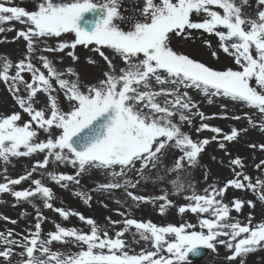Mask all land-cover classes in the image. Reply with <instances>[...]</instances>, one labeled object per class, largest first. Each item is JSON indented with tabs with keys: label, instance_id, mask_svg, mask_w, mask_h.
<instances>
[{
	"label": "snow or ice",
	"instance_id": "1",
	"mask_svg": "<svg viewBox=\"0 0 264 264\" xmlns=\"http://www.w3.org/2000/svg\"><path fill=\"white\" fill-rule=\"evenodd\" d=\"M123 4L124 0H40L34 10L28 11L15 6L14 0L7 3L0 0V33L12 30L2 27L4 23L19 22L25 25V30L17 31L16 38L26 42L24 58L15 64L6 57L0 60V82L5 83L21 110L0 116V162L5 165L0 194H10L17 202L31 203L34 198H42L43 207L53 209L52 190L41 179H32L33 173L37 169L46 170L50 163L70 165L75 174L45 171V175L67 188L71 184L80 187V178L89 171H101L108 177L106 183L98 184L102 194L124 190L131 201L129 209L163 201L159 205L163 213L165 208L173 206L166 191L157 197H146L129 190L150 179L146 171L164 168L167 173L178 174L185 168L196 167L200 154L212 141H217L223 150L225 142H234L241 131H247L233 127L230 133L221 136V128L201 123L197 133L208 130L214 135L211 139L194 140L182 126H192L193 117L203 121L206 116L189 95L190 89L257 110L262 118L259 127L264 131V0H257L255 15L243 11L251 6L249 0L240 3L237 0H143L142 7L134 8L132 15L125 14L128 9ZM217 8L222 11L214 10ZM194 15L196 20L192 19ZM192 30L215 35L218 48L233 59L237 69L215 70L175 51L171 46L173 40L192 38ZM63 34H74V39L71 43L62 42L59 38ZM49 39L57 40L54 47L49 46ZM204 44L211 47L210 41L205 40ZM77 46L97 53L108 62L111 71L105 72L97 83L82 86L79 74L72 67L59 70L43 54L36 59L46 74L33 63L37 52L65 50L75 62L79 59L74 52ZM103 49L111 50L113 57L122 61L119 71ZM211 55L218 58L217 51ZM87 59L95 63L91 57ZM25 73L30 74V80L25 79ZM153 82L160 87L154 89ZM21 88L26 95H20ZM58 89L63 93L67 110L58 100ZM38 94H46L47 107L34 106ZM22 113L30 117L23 124L19 123ZM231 118L241 119L238 115ZM248 118L255 127L252 118ZM41 131L45 134L43 140L39 138ZM250 147L264 151V144ZM172 150L180 155L168 168L163 161ZM39 153L46 154L42 161L33 163L30 171L17 178L7 176L6 166L11 158ZM230 168L234 173L232 179L222 187L209 184L203 194L192 183L185 184L178 178L170 181L174 194L191 190L185 196L188 203L179 206L178 212L190 211L201 217L198 224L157 226L151 221L129 218V213L117 210L123 219L106 217L107 223L101 226L82 213L55 208L63 220L76 216L89 231L57 223L55 231L41 238V221L46 218L37 208L34 231L29 229L27 235L12 229L0 231V264H12L14 255L21 257L16 264H189V254L198 256L202 248L215 251L216 245L229 250L226 257L229 264L237 260L246 264L249 254L264 250V222L254 224L249 213L247 223H242L230 215V206L222 198L229 188H234L251 190L264 202V178L253 182L242 171L244 165L239 157L230 160ZM255 168L264 169V161ZM133 174L138 179H133ZM162 179L156 177V181ZM25 181H31L33 186L15 190L14 186ZM75 195L85 205L92 199L86 191H77ZM243 206L244 201L233 198L232 208L237 213ZM246 206L254 208L255 204L247 201ZM197 227L199 230H195ZM110 229L114 235H110ZM125 234H130L132 239H125ZM54 242L71 243L79 250L52 251ZM142 242L145 247L135 252L133 245ZM17 248L22 251L16 253Z\"/></svg>",
	"mask_w": 264,
	"mask_h": 264
},
{
	"label": "rangeland",
	"instance_id": "2",
	"mask_svg": "<svg viewBox=\"0 0 264 264\" xmlns=\"http://www.w3.org/2000/svg\"><path fill=\"white\" fill-rule=\"evenodd\" d=\"M4 2L7 3V0H4ZM39 2L40 0H14V5L24 7L26 10L31 11L36 8ZM94 2H100V0H94ZM237 3H240V0H237ZM249 4L251 6L244 7L243 11L250 15H255L257 0H249ZM142 5L143 0H124L123 7L128 9L125 14L132 15L133 9L142 7ZM214 10L222 11L218 8ZM192 19L196 20L197 17L194 15ZM2 27L12 30H6L5 32L0 33V60L6 57L15 64L26 55V42L22 38H16V32L19 30H25V25L12 21L4 23ZM73 39L74 34H63L62 37L59 38L60 41L69 43H71ZM205 40L210 41L211 47L205 46ZM56 43V39L48 40L49 46L54 47ZM171 46L175 51L187 54L191 58L202 62L206 66L212 67L215 70H225L228 67L237 69L233 59L218 48V38L215 37V35L203 33L202 30H192V38L190 39H174ZM103 50L106 55L113 60L116 69L118 68L117 70L119 71V69L123 67L122 61L119 58L113 57L111 50ZM67 51L68 50H65L60 53L37 52L33 56V63L40 67L42 71H45L46 74V70L42 68V64L36 59V56L43 54L46 55L59 70H66L68 67H72L74 72L79 74V81L82 86L92 85L100 80L97 70H101L103 67L110 69L108 62L90 48L77 46L74 52L79 59L75 62L71 57L67 56ZM212 51H217L218 58H213L211 55ZM89 57H91L95 63L88 62L87 58ZM61 58L62 62H60ZM24 75L26 80H30V74L25 73ZM53 83L55 86V81H53ZM152 86L154 89L160 87L154 82ZM164 87H170V85H165ZM20 95H26L23 88H21ZM57 95L61 106L67 110L68 105L64 99L63 93L59 89ZM189 95L198 104L199 110L206 116V119L203 121H201L198 116L193 117L192 126H188L187 124L182 126L183 131L190 134L194 140H200L203 138L211 139L214 135V133L208 130L197 133L196 128L199 127L201 123H207L211 126L221 128V136L230 133L233 127L238 130L246 128L247 131H241V134L236 141L225 142L226 148L223 150L219 148L217 141H212L206 146V150L200 154L198 158V166L196 167L185 168L178 174L167 173L164 168L157 170L150 169L145 173V175L150 177L147 182L140 181L137 188L129 189L137 195H143L146 197H157L163 195L166 191L168 193V199L173 201V206L165 208L163 213H161L159 209V205L163 203V201H157L155 204L150 202L142 203L138 207L129 209L128 205L131 201L126 197L124 190L118 189L111 193L103 194L99 191L98 184L106 183L108 177L103 172L97 170H91L81 177L80 187L71 184L67 188H62L55 184V182L50 181L45 175V171H55L57 174H75L76 170L70 165L63 166L50 163L46 170L37 169V171L33 173L32 179H41L42 183L52 190L53 199L50 202L54 206L53 209L44 208L42 198H34L31 203L24 201L17 202L10 194H0V231L12 229L17 234L23 233L25 235L28 234L29 229L34 231L37 208L42 213L43 217L46 218L41 221V238H46L49 231H55L54 225L57 223L65 227H76L85 232L89 231V227L84 222L79 221L76 216H70L67 221L63 220L59 214L54 211L55 208H64L70 212L76 211L82 213L85 217L93 218L101 226H104L107 223L106 217H111L112 220L121 221L123 217L118 215L117 210L129 213V218H134L142 222L151 221L157 224V226H167L169 223L178 226L180 223L189 222L198 224V220L201 217L192 214L190 211H186L184 214L178 212L179 206L188 203L185 196L190 194L191 190L189 189L182 191L179 194H174L175 189L170 183L172 179L178 178L179 181L185 184L192 183L195 186V190L198 193L203 194V190L209 184L215 183L217 187H222L227 180L233 178L234 173L230 168V160L237 157L242 159L244 165L242 171L249 175L253 182L257 179L264 178V169L258 170L255 168L256 164L264 161V151H261L259 147L255 149L250 147V145L253 144L257 146L264 144V131H261L259 127L262 118L258 111L241 104L233 103L227 98L204 96L194 89L189 90ZM222 105H225L226 108L222 107ZM34 106L37 109L47 107L48 100L46 94H38ZM17 111L21 110L18 105L15 104L14 97L7 90L5 83L0 82V116ZM193 111H196V109ZM225 113H227V118H225ZM246 113L248 114L247 116H245ZM237 115L241 117L240 120L231 118ZM22 116L23 119L19 121L21 124L30 119L27 114L22 113ZM248 117H251L255 122V127L249 123ZM248 131H254L255 135L252 137V140L246 141L245 138L248 135ZM39 138L41 140L45 139V134L42 131L39 133ZM226 152L230 153V155H226ZM45 154L46 153H39L33 154L29 157L11 158V162L6 166L7 176L9 178H17L18 176L25 174L31 170L35 161H42ZM179 155L180 153L178 151H169L163 161L164 165L171 168L174 159L178 158ZM4 167L5 165L3 162H0V182H3ZM236 170L239 171L241 169ZM205 174H207V180H205ZM158 175L162 176L163 179L156 181ZM133 179H138L135 177V174H133ZM32 186L31 181H25L18 186H14V188L15 190H22ZM77 191H86L91 195L92 199L88 205L83 203L82 198L75 195ZM233 198L245 202V206L242 207L240 213H237L235 209L232 208ZM126 200L128 203H125ZM222 200L224 203L229 204L231 209L230 215L235 219L240 220L242 223H247L249 213L252 214L254 224L264 222V202H260L257 198V194L251 192V190L229 188ZM117 201H120V203H117ZM247 201H253L255 207L251 208L246 206ZM103 205H107V207H104ZM204 215L207 216V214ZM4 217H7L8 219L5 220ZM12 220L17 222L13 224L11 223ZM120 227H122V225ZM195 230H199V228L197 227ZM110 235H114V231L111 229ZM125 239L131 240L132 237L130 234H125ZM142 247H145L143 242L140 245H133L135 252H139ZM71 249L72 251H70ZM51 250L68 253L78 251L79 249L74 248L71 243L54 242L51 245ZM21 251L22 249H15L16 253ZM208 251V256L204 260L198 262L189 261V264H229L226 257L230 255V252L223 245H216L215 251ZM19 259H21L19 255H14L12 257V264H16ZM245 260L246 264H264V250H257L256 252L249 254ZM235 264H239V260L235 261Z\"/></svg>",
	"mask_w": 264,
	"mask_h": 264
},
{
	"label": "bare ground",
	"instance_id": "3",
	"mask_svg": "<svg viewBox=\"0 0 264 264\" xmlns=\"http://www.w3.org/2000/svg\"><path fill=\"white\" fill-rule=\"evenodd\" d=\"M118 69V68H117ZM116 69V70H117ZM98 71V75H99V79H102L103 78V74L105 73V72H108V71H111L110 69H106V68H102L101 70H97ZM97 71H96V73H97ZM118 71V70H117ZM248 133V135L246 136V138H245V140L246 141H249V140H252V137H254V135H255V133H254V131H248L247 132ZM250 138V139H249ZM70 251H72V249L70 250ZM208 253H209V251H208ZM208 256V255H207Z\"/></svg>",
	"mask_w": 264,
	"mask_h": 264
},
{
	"label": "water",
	"instance_id": "4",
	"mask_svg": "<svg viewBox=\"0 0 264 264\" xmlns=\"http://www.w3.org/2000/svg\"><path fill=\"white\" fill-rule=\"evenodd\" d=\"M199 251H200V255H198V256H192L191 254H189V260L197 261V260L203 259L206 256L207 251H206V249H203V248L200 249Z\"/></svg>",
	"mask_w": 264,
	"mask_h": 264
}]
</instances>
